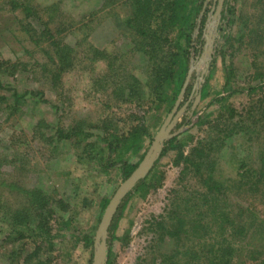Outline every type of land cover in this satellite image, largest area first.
<instances>
[{
    "label": "rangeland",
    "instance_id": "374dc122",
    "mask_svg": "<svg viewBox=\"0 0 264 264\" xmlns=\"http://www.w3.org/2000/svg\"><path fill=\"white\" fill-rule=\"evenodd\" d=\"M11 1L0 0V86L41 95L28 94L12 112L1 100V214L38 203L31 220L50 217L52 237L9 235L3 219L0 264H91L93 249L80 239L94 236L101 201L123 181L116 169L103 171L99 136L146 128L140 152L129 158L139 163L157 131L183 118L181 93L169 110L168 103L153 110L152 80L160 76L164 85L180 71L171 0H31L43 21L23 17ZM233 1L230 27L216 26L218 4L207 6L212 34L190 67L203 70L215 46L223 57L216 56L190 121L165 137L180 148L152 166L128 201L109 264H264V0ZM60 40L70 65L58 72L49 57ZM9 91L0 87V95ZM71 129L95 142L86 148L74 135L58 137ZM29 188L38 192L31 199Z\"/></svg>",
    "mask_w": 264,
    "mask_h": 264
},
{
    "label": "trees",
    "instance_id": "16d2710c",
    "mask_svg": "<svg viewBox=\"0 0 264 264\" xmlns=\"http://www.w3.org/2000/svg\"><path fill=\"white\" fill-rule=\"evenodd\" d=\"M30 1L31 0H12L10 2L11 7L13 10L21 9V13H24L23 17L27 18H33L36 21H43V17L40 14H37V12H32L30 8ZM233 0H171L169 2V6L171 9V13L169 15V23L174 24L177 23L178 33L176 36V45L179 49L178 52V58L180 59V71H173L172 73L169 71L168 75L170 74L169 78L165 80L164 85H160L161 79H159L160 76L155 77L152 82L155 83V93L158 96L157 99L159 100L156 102L153 106V110L160 111L161 104L162 103H168L164 110H169V106L173 105L176 101L178 95L181 93V101L180 105L183 106V111L181 114L183 115L182 121H178V119H175L172 122V128L170 132H175L178 130L182 125L188 123L190 121V118L192 115L195 114V108L197 106V103L194 104L197 96H199L198 101L202 100L206 94V85L208 82V79L210 78L211 70L214 66V61L216 59V56L219 55L223 57L222 48L220 47L219 50H216L215 46L210 51V60L206 61V64L204 65L203 70H197L196 68L190 67V61L192 58H194V54L198 57L203 56L204 51H206V44L208 42L207 38L210 37V34L212 32L207 33V26H209L210 21L208 20L206 22V12H207V6L211 3L218 4V8L216 10L215 18H216V26L219 24L222 25V22L224 20V25H227L230 27L235 22V15H234V4ZM45 22V21H44ZM46 23V22H45ZM204 23L205 26H204ZM205 28V29H204ZM43 34L45 36H49V30L46 24L43 25ZM207 33V34H206ZM209 35V36H204ZM224 35V34H222ZM220 35L219 38L222 36ZM203 36V37H202ZM66 49L64 47V43L60 40L59 43H55L53 45V50L50 51V61L52 66L54 65L56 70L60 72L65 65H70L69 62H66V59H68ZM67 63V64H66ZM8 64V63H7ZM8 69V68H6ZM173 83L172 86H170V83ZM228 83V80L227 82ZM9 85H1L0 87L7 90ZM11 91L9 95H0V103L1 100H4L8 102L5 106L6 109L12 111L16 110V104L19 103L21 100H25L27 98V95L30 94L31 96H36L38 94L41 95L38 91H29L24 93H18L16 90H13L14 88H10ZM222 98H215L211 101V103H214L216 101L221 100ZM19 101V102H18ZM197 101V102H198ZM152 109V108H151ZM154 112V114H156ZM187 121V122H186ZM60 127V126H59ZM62 129V128H61ZM58 131V130H57ZM68 133V134H67ZM63 133L61 131H58V137L60 138H70L78 137V141L82 142L85 141V147L95 142L94 139L96 138L95 135L89 132H81L78 129L73 130L71 129L69 132ZM81 135V136H80ZM149 133L147 132L146 128H137L136 126L130 128L126 134H107V136L101 135L99 136V148L100 151L104 153L105 157L103 159L102 167L104 168L103 171H107V168H114L117 171V174L121 177L122 180L127 178L132 171L136 168L138 165L137 162L130 163L129 158L132 157V155L138 154L142 148V142L145 136H148ZM176 137H171L163 141L161 151L158 153V156L156 160L154 161L153 166L160 160L162 157L166 156L169 152H172L176 150L177 148H180V144L175 145L176 143ZM195 154H198V156L201 152L200 147L194 149ZM146 150L142 153H140V158H138L139 162L144 156ZM199 156V157H200ZM187 158V156H183L181 152H178L177 158ZM188 162H190L188 160ZM264 163V160H263ZM199 163L195 164H189L187 167L191 168L193 165L194 167L198 165ZM245 168V165H244ZM153 168L147 172V174L140 178L134 187L125 195V197L121 200L120 204L118 205L113 218L111 220V223L109 224L108 230H107V237H106V248H107V261L105 264H109V259L112 252V246L113 242L118 239V227L119 222L123 216L124 210L127 206L128 201L134 195V193L139 192L144 186H145V180L146 178L151 174ZM36 188V187H35ZM35 188H29L24 191V194H26L27 198L29 197L31 199V194L33 193V197L38 193L37 189ZM32 197V198H33ZM45 197H42L39 199V202L42 201L45 202ZM110 197H106L101 201L100 204V210L98 213V220L100 221V218L103 214V211L109 202ZM30 202V201H29ZM41 203V205H43ZM34 205H39L38 203H31L29 204V207L26 206L25 210L24 208L21 210H16L13 212L12 215L7 216L6 218L3 217L1 214V210L6 207L2 203H0V222L5 219V221L10 226V234L13 235L14 233L17 234L19 237H24L23 232L29 231V233H32L30 236L33 237V240L39 238L41 241L44 238H51V220L50 217L47 216H38V218L31 220L32 216L30 212V207ZM70 225V218L63 221V228H66ZM168 231V230H167ZM178 231H172L170 236L177 235ZM94 236L89 235H83L80 240L83 241V247L91 248L93 249V243H94ZM37 242V241H36ZM39 244V242H38ZM160 264H166L165 262H162Z\"/></svg>",
    "mask_w": 264,
    "mask_h": 264
},
{
    "label": "water",
    "instance_id": "95a60500",
    "mask_svg": "<svg viewBox=\"0 0 264 264\" xmlns=\"http://www.w3.org/2000/svg\"><path fill=\"white\" fill-rule=\"evenodd\" d=\"M199 96H197L194 104L197 103ZM176 119H173V121ZM173 124H170L168 127H161L157 133L154 135L150 146L146 150L144 156L132 171V173L125 178L120 185L116 188L114 193L109 199L103 214L100 218L93 243V253L91 264H105L107 259V248H106V237L107 230L113 215L120 204L121 200L125 195L134 187L136 182L143 178L150 168L153 166L154 161L156 160L158 153L161 151L162 143L165 140V137L168 135L172 128Z\"/></svg>",
    "mask_w": 264,
    "mask_h": 264
}]
</instances>
